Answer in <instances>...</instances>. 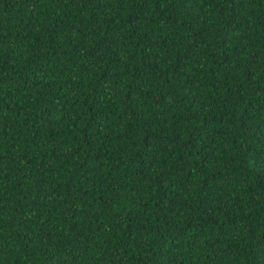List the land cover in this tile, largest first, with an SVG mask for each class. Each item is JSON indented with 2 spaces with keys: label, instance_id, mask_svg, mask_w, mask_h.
Listing matches in <instances>:
<instances>
[{
  "label": "trees",
  "instance_id": "1",
  "mask_svg": "<svg viewBox=\"0 0 264 264\" xmlns=\"http://www.w3.org/2000/svg\"><path fill=\"white\" fill-rule=\"evenodd\" d=\"M0 264H264V0H0Z\"/></svg>",
  "mask_w": 264,
  "mask_h": 264
}]
</instances>
